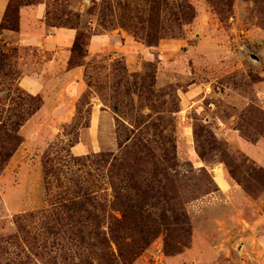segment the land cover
Here are the masks:
<instances>
[{"label": "rangeland", "instance_id": "rangeland-1", "mask_svg": "<svg viewBox=\"0 0 264 264\" xmlns=\"http://www.w3.org/2000/svg\"><path fill=\"white\" fill-rule=\"evenodd\" d=\"M69 1L85 66L1 45L0 264H166L198 227L237 264L213 218L224 181L264 201V0Z\"/></svg>", "mask_w": 264, "mask_h": 264}, {"label": "crops", "instance_id": "crops-1", "mask_svg": "<svg viewBox=\"0 0 264 264\" xmlns=\"http://www.w3.org/2000/svg\"><path fill=\"white\" fill-rule=\"evenodd\" d=\"M10 1L6 0L3 7L0 4V24ZM46 16V2L22 7L20 32H3V34H0V43L6 45L8 49H12L13 47L23 45L25 41H34L35 47H38L37 49L42 51L43 49L46 50V45L37 44L36 41L46 38L49 41L48 43H50L49 48L54 52L53 56L56 57V60L59 59L60 63L65 64L66 72L71 73L77 70L71 69L69 66L71 50L77 31L73 29L50 28L47 26ZM20 85L30 95H42L43 87L39 83L38 78L26 76L21 80ZM78 147L79 144L77 143L72 148V153L76 156H85L75 152ZM224 182L227 185L225 186V190L220 193L227 196V199H224L225 211L222 216H215L213 218L214 221L219 223V234L223 237L225 243L226 241H234L238 249L237 255L235 254L234 256L237 264H264V201L251 200L249 195L241 188H235L229 182ZM208 213L206 211L204 215ZM198 228L195 229V233L197 235V231H199L198 238L200 240L194 241L192 247L184 254L168 258L166 264H219V260L223 261L225 258L232 256L231 249L219 252L217 243H213L212 241V244H210L208 240L211 239L207 235L202 234V238L201 233L203 231L201 230L200 232V228Z\"/></svg>", "mask_w": 264, "mask_h": 264}, {"label": "trees", "instance_id": "trees-1", "mask_svg": "<svg viewBox=\"0 0 264 264\" xmlns=\"http://www.w3.org/2000/svg\"><path fill=\"white\" fill-rule=\"evenodd\" d=\"M53 4L51 5L49 0H11L10 4L8 5V8L3 16V20L0 24V34H3L5 31H13V32H20V19H21V8L24 6H29V5H37V4H43L46 2L47 4V16H46V23L47 26L50 28H64V29H73L77 31V35L75 38V41L72 46L71 50V58L69 61V66L71 69L78 68V67H83L85 66V60L89 57V48H90V41L91 40V35L88 38L86 34L87 32H82L80 30L81 27V19L82 16L79 12L75 11L69 3V0H52ZM93 3L96 1L90 0ZM58 6L56 9L55 7ZM56 9V10H55ZM60 13V14H59ZM73 16H75L77 22L73 24ZM55 22V23H53ZM1 43H0V59L2 54L6 53L4 51H1ZM5 56V55H3ZM2 56V57H3ZM81 60V63L76 64V60ZM84 60V61H83ZM1 60L0 62H2ZM21 89V88H20ZM22 90V89H21ZM22 92L26 95L27 98L32 99L31 101L38 99L41 100V97L39 96H32L28 94L27 92L23 91ZM38 108V107H37ZM31 114L30 116H32ZM25 120H23L24 122ZM22 122V123H23ZM90 125V122L88 126ZM6 125H4L5 127ZM19 127L22 126V124H18ZM87 126V128H88ZM19 131V130H18ZM77 144V143H76ZM18 145L14 151L9 154L7 157L2 155L1 159H6L5 163L7 162V159L9 161L12 159V157L15 155V153L18 150ZM75 145H73L74 147ZM72 147V148H73ZM4 157V158H3Z\"/></svg>", "mask_w": 264, "mask_h": 264}, {"label": "bare ground", "instance_id": "bare-ground-1", "mask_svg": "<svg viewBox=\"0 0 264 264\" xmlns=\"http://www.w3.org/2000/svg\"><path fill=\"white\" fill-rule=\"evenodd\" d=\"M219 179H221V176L219 177ZM223 183V182H222Z\"/></svg>", "mask_w": 264, "mask_h": 264}]
</instances>
